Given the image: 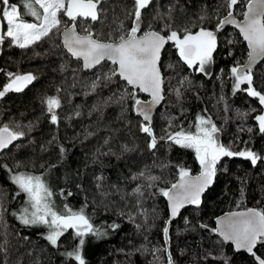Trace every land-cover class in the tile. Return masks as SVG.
Instances as JSON below:
<instances>
[{
  "label": "trees",
  "instance_id": "obj_1",
  "mask_svg": "<svg viewBox=\"0 0 264 264\" xmlns=\"http://www.w3.org/2000/svg\"><path fill=\"white\" fill-rule=\"evenodd\" d=\"M130 3L131 0H106L105 25L103 29L100 24L94 28L106 32L114 16L123 18V10ZM170 8L176 22L183 23L195 21L202 14L214 17L220 7L214 0H154L144 10V15L150 19L157 11L165 13ZM125 24L130 25V21L125 20ZM214 24L215 20L204 26L214 27ZM228 39L238 42L229 45ZM229 52L232 55H228ZM246 58L245 43L229 28L220 34V47L210 69L211 78L185 67H179L174 74L167 68L168 64L176 63L175 51L169 46L163 54V71L169 81L167 91L152 121L157 136L168 126L169 118H177L175 123L187 129L198 114L210 115L222 129L218 134L222 143L227 145L235 141V150H239L246 146L243 141H250L248 146L264 155V136L258 133L254 119L260 114L258 100L244 92H237L235 96L231 92L228 69L236 60ZM62 64H68V70L61 71ZM77 67L74 60L59 49H53L48 41L27 50L10 47L6 41L0 48V69L4 70L0 72V89L8 82L6 72H30L37 77L23 91L9 92L0 99V127L19 124L26 133L0 155V165L8 166L0 167V193L4 194L8 209L4 217L7 226L0 228V242L3 235H7L8 253L6 257L0 254V264H75L62 255L72 250L76 243L72 230L61 237L60 247L54 248L43 239L45 228L24 227L10 214L18 211L26 199L23 194L13 198L18 189L10 177L17 172L42 175L55 194L53 200L58 208L67 204L76 211L87 205L85 212L93 225L106 234L99 238L85 237L86 264H166L164 253L154 254V249L165 246L162 232L168 219L165 198L154 194V189H145L143 197H137L134 189L143 181H134L131 177L147 168L153 175L162 177L159 186L164 187L165 182L177 179L178 165L188 168L191 174H198L200 166L195 152L164 141H160L155 150H149V138L139 131L140 118L135 113L129 110L122 114L121 106L115 103L107 104L102 111L94 110V105H103L114 91H119L115 85H109L85 95L91 90L84 85L95 78L93 72L97 70L79 71L76 79L80 83L75 88L69 87L74 79L71 70ZM99 71H107V68ZM253 73L257 89H264V62ZM182 76H187L191 84L184 86L183 95L178 99L173 89L178 87L177 80ZM218 77L223 78V87ZM57 88L63 89L59 93L62 107L57 110L60 122L52 125L41 101L46 96L57 95ZM220 95L225 98L227 111L224 102L217 103ZM252 108L257 111L247 118L238 113V110L243 113ZM77 111L80 112L78 117ZM249 126L253 133L239 131ZM61 146L65 149L63 154ZM16 164L21 166L17 168ZM221 165L214 183L202 197L200 208L186 207L171 223L169 250L175 264H223L222 257L230 258L229 264H255L251 255L235 252L230 244L221 247L215 243L217 237L198 227L201 223L214 227V219L227 212L264 209V162L253 167L243 158L225 157ZM98 177H103L99 181L100 189L97 188ZM129 215L134 219H129ZM186 218L189 224H185ZM113 223L119 227L111 228ZM209 252L212 255L206 259ZM257 254L264 257V246H258Z\"/></svg>",
  "mask_w": 264,
  "mask_h": 264
},
{
  "label": "snow or ice",
  "instance_id": "obj_2",
  "mask_svg": "<svg viewBox=\"0 0 264 264\" xmlns=\"http://www.w3.org/2000/svg\"><path fill=\"white\" fill-rule=\"evenodd\" d=\"M153 3L154 0H131L130 6L126 5L123 10V18L114 16L105 32L95 29L94 25L100 24L101 29L105 25L106 0H19L18 3L13 0H0V48L6 41L10 47L22 50L34 49L46 41L51 42L53 49H59L78 65L71 70L74 79L69 87L75 88L80 83L76 79L79 71L97 70L93 72L95 78L84 85L91 90L85 95L109 85H115L119 89L103 105H94L95 111H102L107 104L115 103L121 106L122 114L129 110L135 113L141 118L138 123L139 131L149 138V150H155L159 142L164 141L195 152L200 166L198 175L193 176L188 168L178 165L177 179L174 182H165L164 187L159 186L162 177L153 175L147 168L131 177L134 181H143L134 189L133 194L137 197H143L145 189H154V194L166 198L169 215L162 229L165 246L154 249V254L162 252L165 254L166 264H175L169 250V225L185 206L200 208L204 192L214 183L217 172L222 167L221 160L225 157H239L250 161L256 167L259 162H264V155L248 146L250 141H243L246 146L239 150H235V141L227 145L222 143L218 135L222 129L210 115L198 114L187 129L182 124L175 123L177 118H169L168 126L157 136L152 126L153 111L164 101L166 85L169 82L163 71V54L169 46L175 51L176 63L167 65L174 74L179 67H185L211 78L210 69L215 64V54L220 47V34L229 25L237 29V35L246 42L247 59L236 60L228 69L231 92L233 96L237 92H244L248 97L258 100L260 114L255 115L254 119L258 133L264 136V89H257L252 70V66L258 61H264V0H222L214 17L202 14L195 21L188 20L183 23L176 22L171 8L165 13L157 11L150 19L146 18L144 10ZM220 9L223 10L222 14ZM238 15L242 18L238 19ZM125 20L130 21V25L126 26ZM213 20L214 27L204 26ZM237 42L233 39L226 41L229 45ZM228 55L232 53L229 52ZM109 63L111 67H108ZM68 67V64H62L61 71L68 70ZM104 68L107 71H99ZM3 71L0 69V72ZM220 72L223 73L224 69H220ZM5 75L8 82L0 89V99L9 92L23 91L37 79L30 72H6ZM218 79H221L223 87V78ZM177 84L178 87L173 91L179 99L183 95L182 89L186 84L190 85L191 81L187 76H182L178 78ZM56 91L57 95L46 96L41 101L52 125L59 124L57 110L62 107L59 93L63 89L57 88ZM221 102H224V110L227 111L228 105L223 95L217 100V103ZM256 111L257 109L252 108L243 113L238 110V113L247 118ZM75 115L80 116V112L77 111ZM239 131L251 134L253 128L241 127ZM25 134L19 124L14 127L4 124L0 127V152L8 149ZM55 140L56 137H53V141ZM125 150H128L126 146ZM64 151L61 146L60 153L63 154ZM15 166L19 168L21 165ZM0 167L8 168L7 165ZM8 171L11 173L12 170L9 168ZM10 178L18 189L13 198L21 194L26 198L20 209L10 214L24 227L45 228L43 239L54 248H59L61 237L72 230V238L76 243L72 250H66L62 255L73 260L75 264H86L83 255L85 237L92 235L99 238L106 234L93 225L85 212L87 205L76 211L67 204L62 209L58 208L53 200L55 194L42 175L17 172ZM97 180V188L100 189L99 181L103 177H98ZM139 205L138 199L137 206ZM6 212L8 209L4 194L0 193V228L7 226L4 218ZM129 219L134 217L129 215ZM189 223L186 218L185 224ZM110 227L115 229L119 225L113 223ZM139 227L141 225H137ZM198 227L217 237L215 243L221 247L231 244L235 251L243 250L250 254L255 264H264V257L257 254L258 246H264V209L248 208L245 211L229 212L216 217L215 227L204 223ZM24 239L27 240L28 237ZM7 253L8 239L4 234L0 242V254L6 257ZM211 255L209 252L205 258ZM222 259L223 264H229L230 258ZM156 260L159 261L160 257L157 256Z\"/></svg>",
  "mask_w": 264,
  "mask_h": 264
},
{
  "label": "water",
  "instance_id": "obj_3",
  "mask_svg": "<svg viewBox=\"0 0 264 264\" xmlns=\"http://www.w3.org/2000/svg\"><path fill=\"white\" fill-rule=\"evenodd\" d=\"M242 18V17H241ZM227 28H229V29H232V30H234V31H236L237 33H238V30L237 29H235L233 26H231V25H229V26H226V28L225 29H227ZM241 40H242V38H241ZM245 43V45H246V42H244ZM246 49H247V47H246ZM247 59V58H246ZM264 61H258L256 64H254L253 66H252V70H253V72L257 69V67L259 66V65H261L262 63H263ZM110 64V63H109ZM161 104H162V102H161ZM161 104L160 105H158L155 109H154V111H153V119H154V117H155V115H156V113H157V111L159 110V108L161 107ZM137 116V115H136ZM138 117V116H137ZM138 118H140V117H138ZM141 119V118H140ZM13 145V144H12ZM12 145H10L9 146V148L12 146ZM8 148V149H9ZM8 149H6V150H4V151H7ZM4 151H2V152H0V155L4 152ZM199 174V173H198ZM198 174H192L193 176H195V175H198ZM208 190V189H207ZM206 190V191H207ZM205 191V192H206ZM204 192V193H205ZM204 195V194H203ZM203 197V196H202ZM165 202H166V206H167V200H166V198H165ZM190 206V205H189ZM186 207H188V206H185L183 209H181V211H180V214L173 220V221H175V220H177L179 217H180V215H181V212L186 208ZM167 211H168V206H167ZM240 211H245V210H240ZM235 212H239V211H235ZM227 213H229V212H227ZM226 213H224V214H221L220 216H222V215H225ZM168 215H169V213H168ZM219 217V216H218ZM216 219V218H215ZM215 219H214V227H215ZM172 221V222H173ZM170 226L171 225H169V228H170ZM231 245V244H230ZM232 246V245H231ZM232 248L234 249V247L232 246ZM234 251H235V249H234ZM235 252H237V251H235ZM239 252H243V253H245V254H247V255H250V254H248V253H246L245 251H243V250H241V251H239Z\"/></svg>",
  "mask_w": 264,
  "mask_h": 264
},
{
  "label": "rangeland",
  "instance_id": "obj_4",
  "mask_svg": "<svg viewBox=\"0 0 264 264\" xmlns=\"http://www.w3.org/2000/svg\"><path fill=\"white\" fill-rule=\"evenodd\" d=\"M217 7H220L222 0H214ZM16 49H19L17 47H14Z\"/></svg>",
  "mask_w": 264,
  "mask_h": 264
}]
</instances>
